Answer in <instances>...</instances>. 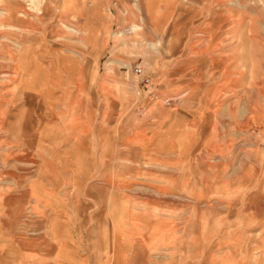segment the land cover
Returning <instances> with one entry per match:
<instances>
[{
  "label": "rangeland",
  "instance_id": "obj_1",
  "mask_svg": "<svg viewBox=\"0 0 264 264\" xmlns=\"http://www.w3.org/2000/svg\"><path fill=\"white\" fill-rule=\"evenodd\" d=\"M53 232L64 264H264V0H0V264Z\"/></svg>",
  "mask_w": 264,
  "mask_h": 264
},
{
  "label": "crops",
  "instance_id": "obj_2",
  "mask_svg": "<svg viewBox=\"0 0 264 264\" xmlns=\"http://www.w3.org/2000/svg\"><path fill=\"white\" fill-rule=\"evenodd\" d=\"M91 137H93V134H92ZM47 140H49V139H47ZM80 142H84L83 139H81ZM80 146L83 147V144H81ZM79 151H80L79 153L82 152L81 154H83V156L80 159H78L79 158L77 156L78 153L76 152V154H75V152H74V154H73L74 155L73 156L74 157L73 165L76 167L75 168L76 169L75 170V174L79 173V170H82L83 173H86L88 178L84 179V178L80 177V181H78V182L83 183L87 179L91 178V176L94 174V170L97 169V166L99 164L98 160H100L99 159L100 157H99V155H98V153L96 151H93V149H91L90 146H86L84 148H80ZM76 175H78V174H76ZM79 176H80V174H79ZM50 238L52 239V241L54 243L53 244L48 243V252H47L48 260H50V257L55 252H57V255L59 257H61V260L57 261L56 264H64L65 261L67 260L66 253H65L66 243L62 241V238L56 232H53ZM56 246H58V247L56 248ZM109 252L106 253V254H110ZM122 255L123 254H121L120 252L117 253V256H122ZM117 260L119 261V257H118ZM105 263L108 264V261H106Z\"/></svg>",
  "mask_w": 264,
  "mask_h": 264
}]
</instances>
